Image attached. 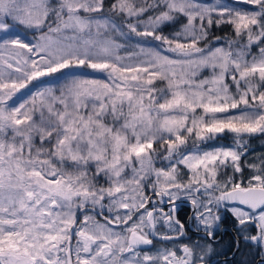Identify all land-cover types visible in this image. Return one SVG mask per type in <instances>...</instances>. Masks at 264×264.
<instances>
[{
	"label": "snow or ice",
	"instance_id": "1",
	"mask_svg": "<svg viewBox=\"0 0 264 264\" xmlns=\"http://www.w3.org/2000/svg\"><path fill=\"white\" fill-rule=\"evenodd\" d=\"M0 264H264V0H0Z\"/></svg>",
	"mask_w": 264,
	"mask_h": 264
},
{
	"label": "trees",
	"instance_id": "2",
	"mask_svg": "<svg viewBox=\"0 0 264 264\" xmlns=\"http://www.w3.org/2000/svg\"><path fill=\"white\" fill-rule=\"evenodd\" d=\"M254 146L257 148V150H261V145H260V141L259 140L254 142Z\"/></svg>",
	"mask_w": 264,
	"mask_h": 264
}]
</instances>
